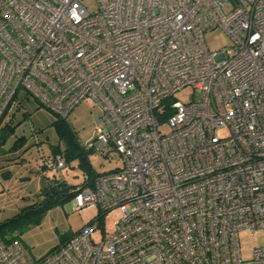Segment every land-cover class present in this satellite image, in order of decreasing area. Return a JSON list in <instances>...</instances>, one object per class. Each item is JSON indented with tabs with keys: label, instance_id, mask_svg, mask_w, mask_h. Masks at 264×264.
Instances as JSON below:
<instances>
[{
	"label": "built area",
	"instance_id": "built-area-1",
	"mask_svg": "<svg viewBox=\"0 0 264 264\" xmlns=\"http://www.w3.org/2000/svg\"><path fill=\"white\" fill-rule=\"evenodd\" d=\"M92 1L0 0V122L29 98L59 118L90 100L85 149L121 161L73 189L68 210L96 219L40 259L0 238V264H264L238 243L264 230V0ZM216 28L232 43L210 53Z\"/></svg>",
	"mask_w": 264,
	"mask_h": 264
},
{
	"label": "rangeland",
	"instance_id": "rangeland-1",
	"mask_svg": "<svg viewBox=\"0 0 264 264\" xmlns=\"http://www.w3.org/2000/svg\"><path fill=\"white\" fill-rule=\"evenodd\" d=\"M85 4L93 9L92 0H85ZM203 38L210 53L219 52L232 43L228 35L219 28L205 31ZM174 98L182 103H189L193 99V90L190 87L183 88L174 94ZM29 99L20 110L13 115L4 116L0 122V131L8 123L14 126L13 134L0 149V222L39 200L38 192L43 185L44 176H53L50 171L42 174L41 166L52 158L55 148L63 150L66 144L54 126L59 117L36 100ZM99 116L98 107L90 100H83L64 119L77 135L80 146L84 147L94 138L95 121ZM16 141L18 144L11 149ZM87 155L91 167L97 173H107L121 166L115 151L87 152ZM77 163L78 161L73 160L61 173L55 174L68 184L77 185L84 175ZM97 217L96 208L73 212L65 204L49 209L38 222L23 224L15 231V235L28 248L33 258L40 259ZM118 218L117 210L107 213L99 219L101 228L112 233ZM94 234L99 235V231ZM238 243L241 259L248 260L254 248L264 246V230L253 235L242 231L238 234Z\"/></svg>",
	"mask_w": 264,
	"mask_h": 264
},
{
	"label": "trees",
	"instance_id": "trees-1",
	"mask_svg": "<svg viewBox=\"0 0 264 264\" xmlns=\"http://www.w3.org/2000/svg\"><path fill=\"white\" fill-rule=\"evenodd\" d=\"M64 119L66 118H58V120L54 122V126L57 134H59V136L64 139L66 143L65 147L63 150L58 147L54 149L52 158L48 162H43L41 166L42 174L45 171L52 172L50 170L49 163H51V161H53L57 155H61L63 157L66 167L70 165L71 161H78V167L83 171L84 174L91 178L101 174L95 172L88 161L87 152L92 151L85 149V146H80L77 135L70 129ZM13 132L14 126L10 123H8L0 131V149L6 143L7 138L13 134ZM16 144H18V141L12 145L11 149L15 148ZM55 173L57 172H52V177L44 176L43 185L38 192L39 200L37 202L23 207L11 218L0 222V238L5 241L17 240L15 231H17L18 228H21L23 224H27L30 221L38 222L40 217L49 209L56 206H63L72 200L74 197L73 189L80 183L77 185H70L64 179L57 177ZM65 242L61 243V245Z\"/></svg>",
	"mask_w": 264,
	"mask_h": 264
}]
</instances>
